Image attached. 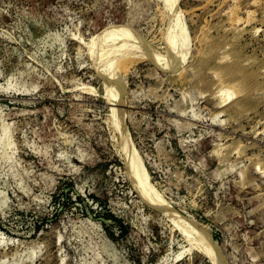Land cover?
Instances as JSON below:
<instances>
[{
    "label": "rangeland",
    "instance_id": "rangeland-1",
    "mask_svg": "<svg viewBox=\"0 0 264 264\" xmlns=\"http://www.w3.org/2000/svg\"><path fill=\"white\" fill-rule=\"evenodd\" d=\"M0 264H264V0H0Z\"/></svg>",
    "mask_w": 264,
    "mask_h": 264
},
{
    "label": "bare ground",
    "instance_id": "bare-ground-1",
    "mask_svg": "<svg viewBox=\"0 0 264 264\" xmlns=\"http://www.w3.org/2000/svg\"><path fill=\"white\" fill-rule=\"evenodd\" d=\"M235 14H236V13H235ZM193 58H194V57H193ZM191 63H192V61H191ZM187 66H188V65H187ZM220 78H221V77H220ZM221 80H223V79H221ZM221 80H220V81H221ZM224 82H225V81H224ZM236 83H237V82H236ZM236 83H235V84H236ZM236 85H237V84H236ZM223 86L225 87V85H223ZM223 86H222V87H223ZM226 86H227V85H226ZM237 86H239V85H237ZM222 87H221V90H220V91H221V92H227V88H226V87H225V88H222ZM239 88H240V87H239ZM238 90H239V89H238ZM240 90H241V89H240ZM229 92H230V91H229ZM240 92H242V91H240ZM240 92H239V93H240ZM239 93H237V94H239ZM230 94L232 95V94H234V92H231ZM230 94H229V95H230ZM242 94H243V93H242ZM227 95H228V94H227ZM233 96H234V95H233ZM233 96H232V97H233ZM227 98H229V97H227ZM227 100H229V99H227ZM222 101H223V100H221V103H223ZM239 101H240V100H239ZM235 102H236V101H235ZM240 103H241V102H240ZM224 104H225V103H224ZM226 104H227V103H226Z\"/></svg>",
    "mask_w": 264,
    "mask_h": 264
}]
</instances>
